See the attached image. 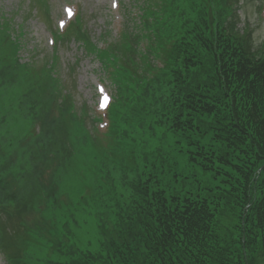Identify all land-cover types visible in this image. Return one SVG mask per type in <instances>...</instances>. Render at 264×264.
<instances>
[{
  "label": "trees",
  "instance_id": "obj_1",
  "mask_svg": "<svg viewBox=\"0 0 264 264\" xmlns=\"http://www.w3.org/2000/svg\"><path fill=\"white\" fill-rule=\"evenodd\" d=\"M159 3L142 7L143 34L125 28L120 49L99 54L115 61L104 142L73 99L60 111L62 145L46 140L52 109L5 115L12 108L0 104V250L8 264H264V43L249 22L239 28L240 0ZM0 29L13 30L1 11ZM19 34L12 61L0 57V84L12 86V70L26 80L45 70L59 91L57 57L39 67L22 62ZM140 37L150 42H140L142 52ZM178 157L204 171L219 160L223 184L178 189Z\"/></svg>",
  "mask_w": 264,
  "mask_h": 264
},
{
  "label": "rangeland",
  "instance_id": "obj_2",
  "mask_svg": "<svg viewBox=\"0 0 264 264\" xmlns=\"http://www.w3.org/2000/svg\"><path fill=\"white\" fill-rule=\"evenodd\" d=\"M115 3L116 7H113V0H0V11L4 15L7 14L13 28V30H7V34H4V31L0 29V57H6L7 61H12L13 54L10 50L14 45V39L18 41L19 32H22L19 39L18 58L22 62L32 59L39 67L42 64L40 60L48 59L54 52V56L58 60L57 76L64 81L59 91L57 89L53 91L51 86L54 84L48 79L50 76L45 70H40L38 73L33 72L27 80L26 77L23 78L24 75L22 76L20 71H16V73L14 70L10 71L9 80L12 79V86L5 90L4 86L0 84V104L11 106L13 112L3 114L13 115L15 112L29 111L31 108L34 110L43 109L46 114L52 109V117L48 121H55L52 124L53 133L46 140H53L59 145L65 141L63 127L65 124L63 125L59 121L60 111L62 108L68 109L70 100L73 99L75 109H81L80 112L87 111L92 118L99 115L98 96L105 91L110 94L111 98H114L116 90L112 75L108 78V74L96 59H101L99 53L96 52V49L90 48L86 42L96 46L97 50L98 46L103 44L105 50L109 49L107 48L109 45L120 49L119 45L123 44L124 34L120 38L117 33L119 34L126 28L129 32L143 34L144 30L139 23L142 7L144 4H149L151 10L154 11L159 6L156 0H115ZM259 3L262 9L260 13L257 9ZM240 4L241 8L237 13L241 20L239 28L249 22L250 28H253L254 31L255 41L259 44L264 43V0H240ZM69 9L71 11H68ZM72 10L82 17L78 29L73 30L60 43H51L52 35H60L67 31L66 25L74 20ZM136 14H140V16L137 18ZM139 40L138 50L142 52L144 48L140 42H144L145 46L150 42L145 37H140ZM85 44L86 48L83 46ZM7 61L3 62L7 63ZM112 65H115V61H111V65L108 64L110 68ZM109 94H106L108 100ZM17 99H20L23 105H17ZM13 119L16 117H12ZM36 121L41 125L42 122L45 124L47 120L38 117ZM107 121L109 122V119L103 120L102 124L98 126L101 133L105 131ZM45 125L47 129H50L48 123ZM5 129L4 124L0 123V132ZM93 133L97 135L94 130ZM101 139L104 142L103 135H101ZM200 142L203 145H208L206 138ZM182 144L185 145V142ZM195 145V143L190 144L191 155L199 158L200 156L193 151ZM178 160L176 181L178 189L182 191L193 187L194 189L199 187L206 189L208 186L214 187L223 184L222 180L226 176L219 170L220 166H224L219 160L216 164L217 169L205 171L200 166L190 167L184 162V159L178 157ZM184 177L185 183L183 184ZM72 184L73 181H70V185ZM162 184L168 185L166 182ZM84 235L85 233L81 234V237ZM0 264H8L1 250Z\"/></svg>",
  "mask_w": 264,
  "mask_h": 264
},
{
  "label": "snow or ice",
  "instance_id": "obj_3",
  "mask_svg": "<svg viewBox=\"0 0 264 264\" xmlns=\"http://www.w3.org/2000/svg\"><path fill=\"white\" fill-rule=\"evenodd\" d=\"M116 3H115V0H113V7H116ZM68 11H71L70 9Z\"/></svg>",
  "mask_w": 264,
  "mask_h": 264
}]
</instances>
